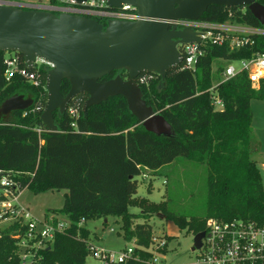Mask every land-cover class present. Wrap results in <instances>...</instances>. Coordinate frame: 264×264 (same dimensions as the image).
I'll return each instance as SVG.
<instances>
[{"label": "trees", "instance_id": "trees-1", "mask_svg": "<svg viewBox=\"0 0 264 264\" xmlns=\"http://www.w3.org/2000/svg\"><path fill=\"white\" fill-rule=\"evenodd\" d=\"M42 1L60 5L59 0ZM257 1L264 5V0ZM201 19L261 27L248 8L212 5ZM204 51L195 73L177 67L166 74L165 88L159 89L163 79L156 73L147 84L140 85L147 104L172 127L171 136L148 131L121 96L88 108L85 115L86 94L69 104V108L78 109L79 115L55 112L58 131H49L41 120L47 103L48 69L44 65L28 68L38 76L39 86L20 76L7 81L5 60L12 53L0 51V105L15 94L34 97V105L26 115L16 112L8 122H0V170L12 173L22 190L35 195L53 190L67 192L62 209L51 210L45 217L53 214L66 218L72 226L59 232L51 246L39 251L34 264H85L90 254L89 230L85 223L78 225L81 219L87 222L122 217L124 239L134 243L133 258L125 264H148L153 258L148 251L153 229L148 223H139L141 218L162 215L180 230L189 228L195 235L205 232L210 218L243 219L264 226V185L252 158L251 129V104L253 100H264V79L254 88L247 75L240 74L220 85L216 91L224 104L221 111L213 107L210 92L223 72L218 69L213 73L214 60L230 62L264 53V37H256L253 46L239 51L212 45L204 47ZM17 55L22 67L27 68L23 56ZM114 75L112 72L100 81H108ZM70 88V82L64 80L62 95L67 96ZM178 158L206 168L204 220L177 217L168 202L136 200L135 178L145 175V171L157 173ZM130 205L140 206L141 214L128 213ZM18 231V224L3 229L0 264H20L15 238Z\"/></svg>", "mask_w": 264, "mask_h": 264}, {"label": "water", "instance_id": "water-1", "mask_svg": "<svg viewBox=\"0 0 264 264\" xmlns=\"http://www.w3.org/2000/svg\"><path fill=\"white\" fill-rule=\"evenodd\" d=\"M108 4L111 8L131 5L140 19L109 21L104 27L97 19L82 15H56L29 4L0 3V51L22 55L29 69L34 68L37 60L53 66L47 74V103L41 116L49 131H58L54 113L65 114L73 99L86 94L85 115L88 108L121 96L148 131L171 136L172 127L147 104L136 81L145 73H156L165 79L170 70L182 63L178 45L201 43L193 30H177L169 21L199 20L210 6L218 5L248 8L264 26V5L257 0H109ZM121 70L129 71L128 81L121 77L100 81ZM64 80L71 85L67 96L61 93ZM33 105L32 95L7 98L0 105V122H8L14 113L26 112ZM4 175L0 173V177ZM205 236V232L195 235L194 251L202 247Z\"/></svg>", "mask_w": 264, "mask_h": 264}, {"label": "built area", "instance_id": "built-area-1", "mask_svg": "<svg viewBox=\"0 0 264 264\" xmlns=\"http://www.w3.org/2000/svg\"><path fill=\"white\" fill-rule=\"evenodd\" d=\"M109 0H86L79 4L75 0H59V6H36L37 8L49 9L58 13H69L72 15H82L88 18L97 19L107 26L109 21H138L140 16L137 9L131 5L123 4L121 8H111ZM9 5L17 4L13 0L0 1ZM34 6V5H32ZM171 26L177 30L191 29L201 39L200 44H180L178 50L182 57L179 67L184 70L196 72L199 59L203 57L204 47L228 46L232 51L251 47L254 45L256 37H264V26L252 27L231 22L217 23L199 20H171ZM25 62V61H24ZM238 63L237 68L232 63ZM5 78L10 81L15 76L25 78L34 86H39L40 82L35 73H31L28 67H22L20 58L12 53L6 60ZM26 64V63H25ZM53 66L44 61L37 60L35 66ZM27 66V65H26ZM155 73H145L139 76V85L147 84L153 79ZM240 74H246L254 88L264 79V53L252 55L249 58L230 61V64L223 69L221 80L210 89L211 100L215 110H223L224 104L216 89L230 79ZM46 92V90H45ZM66 112L72 117H77V108L68 107ZM26 115V112L24 113ZM38 133L41 131L38 130ZM0 177V237L4 228L18 224L19 231L15 238L18 240L20 248V264H34L37 261L39 251L51 246L55 236L72 226L70 220H64L53 214H49L42 220L33 217L28 207L19 203L22 189L13 179L12 173H6ZM146 176V175H145ZM85 219H81L79 226L84 225ZM206 236L202 240V251L197 264H264V226L253 221L243 219H233L224 221L210 218L206 221ZM153 235L148 251L153 254L152 260L148 264H161L164 258L162 251L168 243L165 239ZM134 244V243H133ZM90 253L105 264L117 263L125 264L133 258L134 247L128 248L122 254H115L98 250L94 245H90Z\"/></svg>", "mask_w": 264, "mask_h": 264}, {"label": "rangeland", "instance_id": "rangeland-1", "mask_svg": "<svg viewBox=\"0 0 264 264\" xmlns=\"http://www.w3.org/2000/svg\"><path fill=\"white\" fill-rule=\"evenodd\" d=\"M16 1V0H15ZM18 1V0H17ZM23 4L34 6H49L48 1L22 0ZM230 64L229 61L220 59L213 62V73L218 69H224ZM237 68L238 63H232ZM48 72L52 68L46 67ZM123 74H122V73ZM122 74V75H121ZM121 77L124 81L129 80V71L121 70L112 79ZM105 78L102 77L101 80ZM165 79L159 85V89L165 88ZM47 95V92L45 93ZM221 108L219 107L218 110ZM253 120L251 129L254 136V147L257 148V140L260 139L263 147L258 148V153H253L252 158L256 161L264 185V100H253L251 104ZM55 119V118H54ZM56 124V122H55ZM57 125V124H56ZM258 137V138H256ZM146 175V176H145ZM135 179L138 182V192L135 196L137 201L148 200L150 203L160 204L168 202L177 217H185L188 220H204L207 216V171L203 165L188 161L184 158L176 159L172 164L163 167L159 172L145 171ZM66 191L53 190L35 195L25 189L19 197V203L28 207L34 218L44 219L51 210H60L64 205ZM138 205H130L128 213L141 214ZM67 220L66 218H63ZM139 223H148L152 226L153 235L165 239L167 247L162 251L164 258L161 264H197L202 251H194V231L186 228L180 230L172 221L162 215H153L139 219ZM89 230V244L95 249L122 254L126 249L133 248L134 244L126 242L123 236V220L119 216H109L106 219H91L85 222ZM85 264H105L96 259L90 253Z\"/></svg>", "mask_w": 264, "mask_h": 264}, {"label": "crops", "instance_id": "crops-1", "mask_svg": "<svg viewBox=\"0 0 264 264\" xmlns=\"http://www.w3.org/2000/svg\"><path fill=\"white\" fill-rule=\"evenodd\" d=\"M13 1H14L15 3L23 4V3H21V2H23L22 0H18V1H17V0H16V1L13 0ZM49 5H50V4H49ZM50 6H52V5H50ZM54 13H55L56 15L60 14V13H58V12H54ZM256 138H258V137H256ZM259 147L262 148L263 145H262L260 139L258 138V140H257V148L254 147V152H256V154L259 152V151H258V148H259ZM254 154H255V153H254Z\"/></svg>", "mask_w": 264, "mask_h": 264}, {"label": "flooded vegetation", "instance_id": "flooded-vegetation-1", "mask_svg": "<svg viewBox=\"0 0 264 264\" xmlns=\"http://www.w3.org/2000/svg\"><path fill=\"white\" fill-rule=\"evenodd\" d=\"M117 73H118V72H116V74H117ZM121 73H122V72H121ZM122 74H123V73H122ZM122 74H121V75H122Z\"/></svg>", "mask_w": 264, "mask_h": 264}]
</instances>
